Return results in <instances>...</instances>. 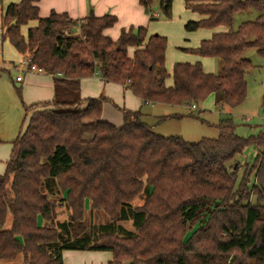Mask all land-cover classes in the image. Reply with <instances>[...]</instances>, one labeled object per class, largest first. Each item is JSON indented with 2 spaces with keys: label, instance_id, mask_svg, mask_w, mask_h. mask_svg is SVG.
Returning a JSON list of instances; mask_svg holds the SVG:
<instances>
[{
  "label": "trees",
  "instance_id": "trees-1",
  "mask_svg": "<svg viewBox=\"0 0 264 264\" xmlns=\"http://www.w3.org/2000/svg\"><path fill=\"white\" fill-rule=\"evenodd\" d=\"M38 1L0 0L2 44L44 68L54 90L50 103L30 106L42 109L12 141L0 175V264H63L67 250L110 252L108 264H264V127L240 137L223 119L216 139L185 142L155 134L140 111L123 110L120 127L102 121L106 99L79 93L80 79L97 73L144 103L190 107L212 95L216 108L238 106L252 68L244 52L264 58V0H183L200 16L186 32L224 29L179 48L216 59L215 74L199 61L175 63L170 74L166 37L130 27L113 40L104 31L116 17L92 13L74 33L66 14L40 17ZM152 1L140 2L147 13ZM157 1L169 17L173 0ZM248 11L255 18L234 28ZM248 147L254 157L238 161ZM86 201L107 221L85 225Z\"/></svg>",
  "mask_w": 264,
  "mask_h": 264
},
{
  "label": "rangeland",
  "instance_id": "rangeland-1",
  "mask_svg": "<svg viewBox=\"0 0 264 264\" xmlns=\"http://www.w3.org/2000/svg\"><path fill=\"white\" fill-rule=\"evenodd\" d=\"M6 2L8 1L2 0L1 5L3 6ZM152 13L154 14V19L147 21L145 29L148 36L158 34L166 37L165 67L171 74L175 63L196 58L193 54L180 51L179 48H196L210 30L199 29L190 33L184 30V24L187 21H191V16L195 17V15L184 9L183 0H173L169 17H165L162 14L158 1L154 0L149 6L148 15L150 16ZM255 16L256 13L254 11L236 14L233 27H237L241 22L253 20ZM0 55L2 61L0 68L4 69H0V170L3 173L11 153L12 141L23 133L30 115L34 111L42 109L40 107L29 109L30 106L35 107L42 104V102L34 99L36 97L34 85L26 87L27 82L16 83L14 81L17 73L11 69V63L9 64V62H17L19 60L20 56L15 50L8 43H3ZM244 58L250 61L252 68L245 76L246 97L238 106L216 108L212 95L197 105L195 110L184 106H151L149 104L141 105L140 103V111L148 115L144 118V122L150 126L155 134L163 137H179L185 142L216 139L219 134L217 126L223 119L232 121L234 133L237 136H256L264 127V114L261 109V99L264 97V58L258 55L254 49H247L244 52ZM201 61L202 68L205 71L213 74L219 72L220 64L216 59L203 58ZM166 83L171 84V77ZM85 85L91 93L99 92L97 94H101V90L103 91L97 75L91 76ZM103 92L104 95L111 99V102L104 103L103 107L105 110L102 120H107L105 122L113 125H115V122H120L115 126L122 124L123 107L129 111V106L136 102L139 103L138 97L129 90L123 91L119 84H110L104 87ZM255 154L256 151L252 147H248L236 158L240 162H246L250 161ZM85 207L83 217L85 225H88L91 220L94 223L107 221V217L101 211L94 210L90 212L87 201ZM125 225L130 228V223ZM197 225H193L195 229L198 228ZM190 234L187 233L185 235L184 241L189 238ZM66 252L86 253L81 254V256L77 255V258H74V256L71 264L76 262V264H92L93 260H91V256H88L87 252L98 253L95 251L74 250H67Z\"/></svg>",
  "mask_w": 264,
  "mask_h": 264
},
{
  "label": "crops",
  "instance_id": "crops-1",
  "mask_svg": "<svg viewBox=\"0 0 264 264\" xmlns=\"http://www.w3.org/2000/svg\"><path fill=\"white\" fill-rule=\"evenodd\" d=\"M7 1L8 2H6L3 6H5L6 4L10 2H18L19 0H7ZM140 2L141 0H39L37 2V7H38V15L40 17H47L51 12L58 13V14H62V13L66 14L75 23L74 26L72 27V31L74 33L77 32L80 21L85 16H87L89 13H92L95 16H102L106 14L115 16L116 17L115 25L109 29H106L104 33L108 35L110 38H112L113 40H116L121 30H127L130 27L131 28L145 27L147 25V21L150 20V16L145 11L144 7L141 5ZM2 7L0 6V16H1ZM192 14L195 15V17L191 16L192 20L200 19L199 15L195 13H192ZM35 24H36L35 22H32L30 26H35ZM26 28L27 27H23L21 29L23 34H25L26 32ZM219 31H224V29L218 28V29L210 30L208 35H205L203 39H208L213 33L219 32ZM132 53H133V49H130L128 51V55L131 56ZM194 56L196 58H193V60H185L184 62H188V63H195L197 61L202 62L201 60L203 58H199L196 55ZM90 78L91 77L80 79V83H79L80 98L82 100H85L88 98H100L101 97V98L106 99L104 103L106 102L110 103L111 99H109L107 95H104L103 91H104V87L110 84H114V83H105L99 77V83L101 84L103 91L101 90V94H97L99 92L91 93L89 92V89H87V86L85 85L87 84V81ZM23 82H27L25 85L26 87H29V86L32 87L34 85V87L36 88V97L34 98L35 101H40L42 103H45V102L50 103L53 100L54 98L53 77L51 75L35 74V73L25 74L22 78V81L16 82V83H23ZM167 85H170V84H167ZM120 86L123 89V91H126V89H124L122 85ZM138 100H139V103L136 102L137 104L133 103L131 106H129L130 108L128 109L129 111H132V112L140 111V103L141 105L149 104L151 106L153 105L154 106L155 105L168 106L164 104L144 103L140 99ZM125 109L126 108L123 107V110ZM104 110L105 109L102 106V112H101L102 117L100 116L101 120L103 119ZM141 114L143 115V121H144V118H146L148 115L142 112ZM102 121H107V120H102ZM118 123L120 122H115V125H118ZM120 126L121 125L119 124V126H116V127H120ZM3 173L0 170V175ZM87 253L89 254L88 255L89 257L91 256V260H93L92 264H97V263L108 264V262L112 259V254L110 252H102V253L101 252H98V253L87 252ZM81 254H86V253L85 252L69 253V252L63 251L62 253L63 264H71L72 258L74 256H75L74 258H77L76 256L77 255L81 256Z\"/></svg>",
  "mask_w": 264,
  "mask_h": 264
},
{
  "label": "built area",
  "instance_id": "built-area-1",
  "mask_svg": "<svg viewBox=\"0 0 264 264\" xmlns=\"http://www.w3.org/2000/svg\"><path fill=\"white\" fill-rule=\"evenodd\" d=\"M151 16H154V14L152 13ZM1 46H2V28L0 26V49H1ZM1 66H2V61H1V55H0V67ZM10 67L14 72L17 73L15 77V82H21L24 74H30V73L47 74L44 68L32 62L31 57L27 55L20 57L17 62L10 64ZM94 75H97V73H95ZM56 76L60 77L61 74L57 73ZM189 108L191 110H195L196 105H191Z\"/></svg>",
  "mask_w": 264,
  "mask_h": 264
}]
</instances>
